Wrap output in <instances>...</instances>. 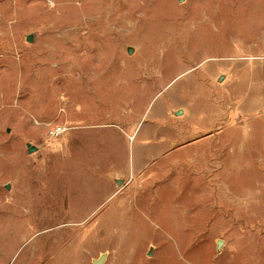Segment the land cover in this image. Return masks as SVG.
Listing matches in <instances>:
<instances>
[{
	"label": "rangeland",
	"instance_id": "rangeland-1",
	"mask_svg": "<svg viewBox=\"0 0 264 264\" xmlns=\"http://www.w3.org/2000/svg\"><path fill=\"white\" fill-rule=\"evenodd\" d=\"M101 254L264 264V0H0V264Z\"/></svg>",
	"mask_w": 264,
	"mask_h": 264
},
{
	"label": "built area",
	"instance_id": "built-area-1",
	"mask_svg": "<svg viewBox=\"0 0 264 264\" xmlns=\"http://www.w3.org/2000/svg\"><path fill=\"white\" fill-rule=\"evenodd\" d=\"M66 130L65 125H55L53 126L50 130L49 133L51 136L53 137H58L60 136L62 133H64Z\"/></svg>",
	"mask_w": 264,
	"mask_h": 264
},
{
	"label": "water",
	"instance_id": "water-1",
	"mask_svg": "<svg viewBox=\"0 0 264 264\" xmlns=\"http://www.w3.org/2000/svg\"><path fill=\"white\" fill-rule=\"evenodd\" d=\"M28 40H29V41L32 40L31 36L28 37ZM34 149H35V148L30 147L29 150L32 152ZM7 187L9 188V185H8ZM221 244H222V241L219 240V241H218V247H220ZM105 258H106V254H101L97 259H95V260L93 261V263H94V264H104Z\"/></svg>",
	"mask_w": 264,
	"mask_h": 264
}]
</instances>
